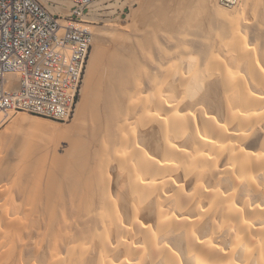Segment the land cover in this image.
<instances>
[{
    "label": "bare ground",
    "instance_id": "obj_1",
    "mask_svg": "<svg viewBox=\"0 0 264 264\" xmlns=\"http://www.w3.org/2000/svg\"><path fill=\"white\" fill-rule=\"evenodd\" d=\"M214 3L215 0H183L181 15L177 14L180 16L176 19L155 20L149 13L131 34L117 38L118 49L102 54L100 60L91 64L83 103L85 113L77 125L60 127L32 120L33 130L27 129L26 135L17 139L18 161L10 167L17 200L26 199L24 209L15 196L6 195V191L3 194L14 206L15 215L23 210L16 219L7 212L1 215L5 233L18 238L14 239L19 240L17 244L29 247L26 238L34 237L36 241L30 245L40 250L41 242L44 246L48 243L47 264L82 261L87 240L94 242V264H264V227L250 222L256 218L264 220V206L240 210L232 206L234 193L223 196L219 191L202 188L188 199L173 181L177 175L188 180L198 172L201 182L205 177L203 169L208 168L210 178L219 183L215 166L224 157L249 175L264 173V164L253 162V154L241 147L250 133L264 123V67L251 49L240 45L236 33L234 48L250 60L249 79L238 78L219 59L213 44L203 40L198 26L209 5L219 17L230 15ZM207 83L220 89L218 115L206 103L207 96L198 93ZM124 106L137 117L141 130L155 127L162 137L161 161L135 142L127 145L121 140L126 130L134 131L121 113ZM86 134L88 140L84 138ZM185 139L190 141L192 152L185 150ZM125 147V159L131 157L135 161L133 166L117 170L119 178H127L134 199L132 224L127 232L117 218L109 219L106 212L97 210L93 185L85 181L83 193L78 192L77 186L86 171H94L97 181H101L102 172L116 164V156ZM261 159L264 161V157ZM231 182L233 187L238 185L236 180ZM168 189L177 193L180 214L192 202L197 208L207 202L216 209L213 216L220 219L219 225L214 217L208 227L210 235L204 236L198 233L201 223L197 220L165 219L161 210L170 202L165 194ZM252 191L255 196L264 197V191ZM100 198L105 204V198ZM141 201H155V229L141 222V210L136 209ZM197 213L201 217L199 209ZM224 218L237 222V228L221 223ZM53 225L58 226L62 237L52 231L55 236L50 238L48 231ZM108 227L115 230L114 242L97 234L100 228ZM170 234L176 235L181 249L166 239ZM133 235L141 238V246L134 244ZM76 255L81 257L76 260Z\"/></svg>",
    "mask_w": 264,
    "mask_h": 264
},
{
    "label": "rangeland",
    "instance_id": "obj_2",
    "mask_svg": "<svg viewBox=\"0 0 264 264\" xmlns=\"http://www.w3.org/2000/svg\"><path fill=\"white\" fill-rule=\"evenodd\" d=\"M182 1L183 0H106L94 3L90 7L89 14L87 16V19L91 22L92 30L94 29V46L89 59L88 70L83 85L82 94L78 100V105L74 115H72L69 120L59 121L36 114L17 111L12 112L9 118L2 125H0V195L3 191L1 195L2 199H0V207L2 208H0V264H47L46 247L48 246V243L47 246H44L46 244H43L42 242L39 244L40 250H38L40 252L35 250L36 248L32 249L33 245H30L36 241V238L34 240V237H27L29 239L26 238V240H29V247L24 246L23 244H17L19 242V240L16 241L18 238L14 237V239H16L14 240L12 238V233H5L6 227L3 225L1 219L3 218L2 216L4 215V212L5 214L6 212L8 214L10 213L9 215L11 218H17L20 217L23 211H19L20 214L19 212H16V214H18L15 215V209H12L14 206L12 207L10 200L7 199L5 195H3L6 191V195L15 196L16 200L18 197L16 195L17 187L14 184V179L12 176L13 173L10 171V167L18 161L17 139L23 135H26L25 132L27 129L33 130L34 124L32 123V120H39L47 124L50 123L51 125L60 127H73L74 125H77L83 119L81 117L83 113H85L83 110V103L86 96L88 86L87 83L89 81L88 78L91 76V66L93 65V61L100 60V58L103 56L102 54H105L108 51L118 49V43L116 39L121 36L131 34L136 28L137 24L142 21L141 18L148 17L149 13H151L150 16H152L155 20H161L163 18L168 20H174V18L176 19L181 15L179 10H182ZM214 4L215 6L217 5L218 7L223 8L225 11L227 10L230 15L219 17V15L214 12L213 6L209 5L206 8L207 11H205L200 16V22L198 26L200 28V32L203 34V40L205 39V41L213 44L215 47V53L219 59L226 64L228 69L232 70V72H235L238 78L249 79V71L247 67L250 60L246 57H242L240 55L241 53L236 50L237 48H234L235 45L233 44V39L234 35L237 33L240 45L247 46V48L251 49L254 58L261 62L264 67V0H242L241 4L233 9H228L222 6L219 3V0H215ZM149 10L153 12H150ZM146 11L149 12L147 13ZM152 13L154 15H152ZM232 30L233 32H231ZM261 32H263V34ZM234 54H237L239 58L237 56H231ZM232 58L237 59L239 63L235 62V60H232ZM199 92L201 95H205V97L207 96L206 103L210 109L214 110V114L218 115L220 113L221 107L220 89L216 87V85L213 86L207 83L205 87L198 90V93ZM123 108H125V110L123 111L122 109L121 113L123 112L124 119L128 120L126 121L130 123L134 131L126 130L125 132L127 133L121 136V140L127 142V145L130 142H135L137 146L140 145L143 147L149 156L155 158L157 161H161L162 150L160 149H162V137H159V133L155 127H149L146 130H141L137 124V117L134 114L127 112V108L125 106ZM186 135L187 137L189 136V131H187ZM101 136V134L98 135L99 140L101 139ZM84 138L85 140H88L89 135L86 134ZM40 140L41 139H38V142ZM189 142L187 139H185V144L188 145L185 150L192 152ZM242 144L243 145H241V147L245 151L253 154L250 155V158L253 162H256L257 164H264V161H261V158L264 157V123L261 124L254 132L250 133L249 138ZM121 150L123 153L121 152L120 155L116 156V158H118L116 164L113 167L111 166L109 171L102 172L103 179L101 181H97V175H95L94 171H86L82 176L83 180H80L77 186L78 192L83 193V184L85 181H88L90 185H93L95 197L97 199L95 203L97 210L100 212H106L109 216V219L113 217L117 218V222H119L127 232L130 228V225L132 224L133 212L131 208L132 204H134V199L130 195L127 178H119L117 170L122 166H133L135 161L131 159V157L129 160L125 159L126 156L123 154L125 152L128 154V147H125V149ZM227 160V157H224L219 161L220 163H217V166H215V169L220 176L219 183L216 182L218 184L214 183V181L210 178L208 168L203 169L205 172V177L201 182L198 181L196 176L198 172H196L195 175L188 180H183L181 178L182 176L177 175L180 178H177L176 176L173 180L174 184L183 189L184 195L188 199L192 198L193 193L197 189L202 188L219 191L223 196H229L234 193L232 206L240 210L253 208L255 206H264V197L259 198L255 196L252 191V189H256L260 192L264 191V173L256 172L249 175L248 173L243 172L240 168H237V166H234L233 163L229 161L227 162ZM230 180H236V184L238 185L233 187ZM12 182L15 188L11 186ZM9 190L13 192V195L7 194L10 192ZM165 194L166 197L170 198L169 204H167L161 210L162 214L165 216V219L187 217L192 220H197L201 223V229H199L198 233H202L204 236L210 235V230L208 227L215 217L213 216V213L216 210L212 208V205H208L207 202H203L199 208H197L194 202H192V206L188 208L184 214H180L176 207L177 193L174 194L172 189H168ZM102 196L105 198V204H103L101 201L100 197ZM4 197H6L7 200H4ZM6 201L8 202L6 203ZM20 201L23 203V205L21 204L23 207H21L24 209L26 201L25 197L18 199L17 203H20ZM7 208L9 209L8 211L5 210ZM136 209L141 210V222H143L145 225H151L152 228L155 229V223L158 220V215L156 214L155 210V201L138 202L136 204ZM197 209H199L201 217L197 216ZM215 220L218 221L219 225L220 219H218L217 215ZM250 222L255 227H264V220L262 219L256 218ZM221 223L228 224L234 229L237 228V222L232 219L224 218L222 219ZM51 228L52 229L48 231V235L51 239L54 238V234H56V236L62 237L59 230L57 229V225H53ZM95 230L96 229H93L92 232L94 233ZM52 231L55 233L52 234ZM97 234L98 236L101 234L104 237L112 239V242H114V239H116V233L115 230H113V227H108L107 229L100 228ZM131 239L134 241V244L138 246L142 245V240L139 236L133 235L131 236ZM166 239L169 241V243H173V246L181 249L175 234H170ZM87 242L88 243H86V246L84 247L86 254L82 261H75L76 264H94V242L91 240H87ZM80 257L81 255H76L75 259L77 260ZM236 260H240L239 254H237Z\"/></svg>",
    "mask_w": 264,
    "mask_h": 264
},
{
    "label": "built area",
    "instance_id": "obj_3",
    "mask_svg": "<svg viewBox=\"0 0 264 264\" xmlns=\"http://www.w3.org/2000/svg\"><path fill=\"white\" fill-rule=\"evenodd\" d=\"M102 1L0 0V125L17 111L74 115L95 35L87 16ZM219 1L228 9L241 3Z\"/></svg>",
    "mask_w": 264,
    "mask_h": 264
}]
</instances>
